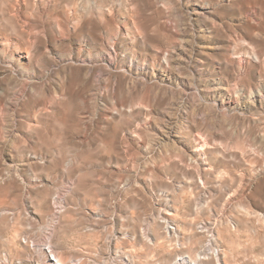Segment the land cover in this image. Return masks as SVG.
Returning a JSON list of instances; mask_svg holds the SVG:
<instances>
[{"label":"rangeland","instance_id":"rangeland-1","mask_svg":"<svg viewBox=\"0 0 264 264\" xmlns=\"http://www.w3.org/2000/svg\"><path fill=\"white\" fill-rule=\"evenodd\" d=\"M45 247L264 264V0H0V254Z\"/></svg>","mask_w":264,"mask_h":264},{"label":"built area","instance_id":"built-area-1","mask_svg":"<svg viewBox=\"0 0 264 264\" xmlns=\"http://www.w3.org/2000/svg\"><path fill=\"white\" fill-rule=\"evenodd\" d=\"M44 251H46L44 253H46L45 255H46V258L49 262L48 264H60V262L50 252V249H48V247H45ZM73 261H74V262H72L73 264L79 263L78 260H77V262L75 260H73ZM0 264H10L8 256L5 253L0 254Z\"/></svg>","mask_w":264,"mask_h":264},{"label":"bare ground","instance_id":"bare-ground-1","mask_svg":"<svg viewBox=\"0 0 264 264\" xmlns=\"http://www.w3.org/2000/svg\"><path fill=\"white\" fill-rule=\"evenodd\" d=\"M159 69H160V68H159ZM161 71H162V70H161ZM206 249H207V250H211V249H212V248L210 247L209 243L207 244V248H206ZM212 250H213V249H212ZM45 261L47 262V258H45ZM179 262H180V261H179ZM179 262H178V263H179ZM182 262H183V261H182ZM176 263H177V262H176ZM176 263H175V264H176ZM186 263H187V264H192V263L189 262V261H188V262L186 261ZM180 264H181V263H180ZM184 264H185V261H184Z\"/></svg>","mask_w":264,"mask_h":264}]
</instances>
